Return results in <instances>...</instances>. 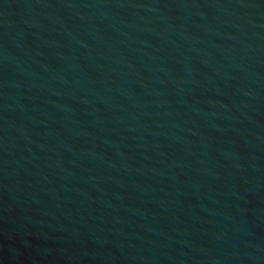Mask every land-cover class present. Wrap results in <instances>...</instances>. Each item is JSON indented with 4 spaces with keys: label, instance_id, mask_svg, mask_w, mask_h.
Masks as SVG:
<instances>
[{
    "label": "water",
    "instance_id": "95a60500",
    "mask_svg": "<svg viewBox=\"0 0 264 264\" xmlns=\"http://www.w3.org/2000/svg\"><path fill=\"white\" fill-rule=\"evenodd\" d=\"M0 264H264V0H0Z\"/></svg>",
    "mask_w": 264,
    "mask_h": 264
}]
</instances>
